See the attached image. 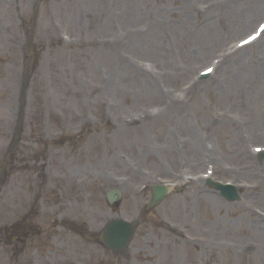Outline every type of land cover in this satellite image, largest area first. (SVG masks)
Here are the masks:
<instances>
[{
	"label": "rangeland",
	"instance_id": "1",
	"mask_svg": "<svg viewBox=\"0 0 264 264\" xmlns=\"http://www.w3.org/2000/svg\"><path fill=\"white\" fill-rule=\"evenodd\" d=\"M77 1L78 0H75L72 4V8H74L73 10L66 8L65 14L59 13L61 14V19H59L56 24H60L61 28L64 29L65 32L67 31V34L72 37L73 42L75 41L76 34L79 36V43L83 44V46L79 48L76 47L78 50H63L61 46L56 45L55 40L58 42V38H55L54 40L53 34H51L53 39L49 45L42 46L40 35L51 30V24L46 23L47 20L45 18V12L39 15L38 23L35 24L37 26V34H35L34 37L33 48L36 46V49H38L34 64L36 71L33 68L28 77L27 88L21 105V132L19 135L20 146L23 148L27 147L28 154L30 155L26 157L24 152H21L22 155L20 152H16L15 156L19 159L18 165L26 163V159L30 158V156L36 155L41 157L43 149H45L46 146H51V149L54 151L57 150L58 147L54 144L56 143V138L73 133L69 131L71 123H63V118L68 119V114H64L63 117L61 112H59V107L63 108V111L68 112L69 107H72L73 102L75 101L83 107L85 106V103H89L92 106H96L94 108V113L95 116L100 119V116L104 112V106L101 104L105 101V99L108 100V98H111L113 99V104L118 108L116 114L118 116L139 111L140 109L143 110L145 108H159L161 111L159 106L160 104L154 102L143 103L138 100L136 89H131L132 91H129L128 93L120 92L118 94L106 92L104 89L107 88V83H109L110 77L116 79L117 81L119 80L118 76L120 73L116 71L119 68V65L124 68V63L117 58L119 54L117 48H121L119 41H121V38L125 35L126 29H119V25L113 23L114 26L112 25L109 29H107V32L104 33L101 25H104L105 22L100 20L103 12L109 14L112 18H115V15L119 14L121 8L117 0H100L102 8L99 10L95 7L99 5L94 6L93 2L90 1L91 9L93 12H97L92 19L86 18L84 14L86 8L85 3L82 2L85 1ZM120 1L126 4V6H131L133 3L137 4V10L132 19L128 22L120 21L121 27L129 26L133 28L138 25L149 27V24L147 23L160 24L163 20L161 23L165 25L166 28H175L179 27L184 22V17L187 16L181 8L179 2L176 0ZM25 2L26 0H23V3ZM223 2L224 0L221 2L220 8H222ZM254 2L258 5V14L252 17L250 21L244 20L235 25L236 27L232 32L229 27H226L222 31L221 39L217 41L215 47H213L214 50L212 52L218 50L217 47L222 46L226 41H228L229 37L230 39H235L237 42L245 37V35H248L255 28L256 24L262 21L264 22V0H254ZM112 3H115V12L105 7V5H111ZM13 4L14 0H0V80H3V82L0 83V95H2L5 90V100L8 97V91H16L19 84L18 77L20 72L25 75L30 64V55L28 50L26 47L22 48V45L19 42V36H22L23 41V38L27 37L25 35L29 33L30 26L32 25L31 23H28L27 16L23 15L18 22L17 26L19 28V33L16 34L18 39L17 41L15 40V37H13V40L10 38V36H14V33L11 29L6 27V22H10L9 15L12 14L13 7L15 6ZM116 5L118 7L117 11ZM230 6L234 8L236 5ZM41 8L42 6L39 9V13L41 12ZM137 12H142V16L139 19L141 21L138 20L135 22ZM225 12L226 11L223 10V14ZM216 15L217 14H213L210 16L211 18L205 26L210 24L211 27L217 24L221 26L224 25L225 16L216 18ZM187 18L190 19L188 20L189 23L194 25L196 29H202L199 25L201 19L198 16L194 17L198 18L197 25L192 16H187ZM97 21H102V23H98ZM20 22L22 26H24V30L22 29ZM15 25L16 24L13 26L15 27ZM93 25L96 26L93 27ZM4 27L7 31H4ZM91 30H93V35L90 33ZM228 32H230V34L227 36ZM189 34L190 36L194 35V37L196 35L199 36V34H195V32H189ZM151 35L154 36L155 34L151 33ZM167 37L164 40L162 39L164 48H167L168 50L163 53L161 60L156 59L155 54L157 51H155V49L151 46L147 47L143 43L144 39L141 36L132 44V46L135 51L137 49L138 51H142L139 52L141 60L151 62H155L154 60H156L161 64L166 63L169 66L174 64L177 69L185 70L186 73L187 67L189 71H194L197 64H204L208 59V57H203V59L201 58L196 61L192 60V64L187 65L184 69H181V65L186 60H184L183 56H181L180 50H182L184 54H188L185 48L190 46L191 42L182 44L174 41L172 37ZM261 41H264V38L261 39ZM194 44H196V42H194ZM174 45H177L178 49H173L175 47ZM69 46L66 45V47ZM85 46H87V48H84ZM178 46H181V49ZM132 51L133 50L130 48V52ZM146 51H149V53H146ZM62 54L64 56V60L61 58ZM144 54H150V56H145ZM46 66H50L49 70L52 72L51 77L53 81L52 87H54L56 94L51 92L50 89L43 83V68ZM111 68L114 69V71L111 70ZM130 69L132 71V67H130ZM249 70L253 69L250 68L248 71ZM248 71L244 74V78L248 76ZM182 76H184V73L179 76V79L175 80L173 85L170 84V92L176 89V93L180 95L183 100V105L181 107L173 106L172 108H167L170 120L165 123V131L161 133V135L158 133H153L151 135L150 129L153 127L152 125L146 124L145 127L144 125L137 127L135 124L134 130L119 135L118 138L122 141L120 144H116V142L114 143L112 139L113 132L103 127L96 129L92 137L90 136L89 139H91L90 148L92 155L94 153L97 154L98 140L102 137L104 139L103 147L106 148V153L101 158L106 160V164L104 166L105 169L113 172L117 176H133L125 168L117 169L110 163L108 165V162H110V156L112 155L116 160H118L116 156L121 151L122 155L130 158L133 162L139 161L141 168L144 170L152 171L162 178L169 177L167 174L170 170L176 172L177 169L175 166H178L186 171L190 170L189 168L192 164L183 154V151L186 150L188 145H186L183 149L177 146V142L172 133L175 127H177V129H181L180 133L182 139H191L192 136L185 133L182 128L186 125L196 127L197 125H194L195 121L197 124L201 123L203 126V130L198 131L195 135V140L199 141L206 138V140H210L211 143L213 142L216 149H219L221 153L230 155L228 150L230 149V145L233 144L231 143V140L234 138L241 121L240 119L242 118L240 112L246 111L247 107L252 103H254L252 108L253 115H256L257 119L260 120L259 123L262 126V129H264V76L262 79L260 74L257 76V82L260 81V83H258V86L256 83L257 87H255V89L257 88L258 91L254 101H244L249 94H244L240 91V94L244 96L243 98H227L225 101H220L218 100L216 94H213L214 97L210 99L209 103L208 100H203L205 97H203V99H198L197 95L192 93V91H188L186 95L182 94L181 87L184 86L181 81ZM106 78H108V81H106ZM116 84V86L125 85V83H121L120 80ZM218 110H223L225 113H229V111H231L233 114L229 113V115L234 118L233 120L236 121V124L233 123L234 126L232 127L228 121H224L219 125L216 119ZM160 122L162 123V121ZM6 123L7 118L0 120V124H2L3 127L0 131V147H5L7 145L6 142H8L6 131H8L9 126L6 125ZM226 133H228V135H226ZM170 138L175 142L174 144L177 154L175 156L169 155V153L163 149H157L158 145L165 146L166 141L170 140ZM261 144L262 143L258 140L253 139L247 146H260ZM244 145L245 143H243V146ZM65 149L66 153L64 161L66 162H64V164L62 163V168H74V170L76 171L77 169L80 174H85L87 170H94L96 175L95 179L98 180L97 178L101 171H99L100 162L96 157L95 164L89 165L85 162L82 163L83 159L80 158V155H82L80 152L69 153L68 149L70 148ZM147 153H159L167 157H172L173 161L169 164L165 163V160L163 162L161 161V167H159V165H157V160L146 155ZM71 155L75 156L71 159L69 158ZM2 160L3 155L0 151V166ZM53 160L55 166H58L59 164L57 160ZM167 164L173 165L172 168H169ZM226 164L236 165L229 162H226ZM20 171L21 170H19L18 174H14L6 184V192L13 194L7 200V204H10L11 202L13 203L15 201V196L20 195L29 185L28 181L30 180V176L29 178L20 179ZM256 174L257 172H255V176ZM262 175H264V169L257 177L258 183L262 185V188L260 187V190H257L258 194L261 193L264 188V182L262 181L264 178ZM135 177L137 182L141 180L139 175ZM216 178H222L220 173H216ZM205 191L207 190L201 188L198 190V194L205 193ZM122 192L125 195L126 201L119 213L129 217L130 215L136 214L137 210H141L140 207H142L145 202V198L147 197L146 195L140 198L135 197L132 192V188L130 187H127V189ZM242 192L241 199L244 195ZM190 198L191 197H188L185 203H180L176 199L171 200V202L167 205L169 210L177 205V203L170 205L173 201L179 203V209L178 207L176 208L178 209L177 214H174V212L164 213V211H161L160 213L170 222L184 225L191 230H197V228L203 224L207 227L211 226L209 242L212 249L207 245H201L203 248L201 251L207 261L206 264H264V224L259 226V230L256 233L248 227L244 229L245 226L249 224L241 221L242 213H245L246 215L249 213L241 206V200H239L240 202H238L236 206L231 208L226 214L225 212L220 213L209 209L207 211L208 216L205 217L201 213L198 215L199 217H196L195 214L198 208H204L205 205H194L192 204V200ZM253 201H256L257 203L260 202L259 199H254ZM76 204L78 207H76ZM262 207L264 209V206ZM82 208V198L78 194L73 193L70 210L67 209L65 211L66 215L81 219L83 214V211H81ZM88 209L89 220L94 219L93 212H95V210L100 213L105 212L101 219L102 221H104L107 217L112 216L108 213L109 210H107V207L103 208L101 203L98 201H90ZM44 210L47 213L50 212V209L48 208H45ZM157 217L158 216H155V213H153L152 215H146V217L142 219L138 228L137 241L134 246V250L136 251H134L131 256L123 258L121 261H131V264H193L194 254L192 249L184 247L178 239L174 238L175 236H169L168 233L163 231V226L160 222L161 220ZM85 221V229L91 230L90 227L92 223L87 221V219ZM248 222L250 223V221ZM241 225H244V227L242 228ZM225 229L226 231H224ZM224 240H228L229 242ZM56 241L64 242V244H59L57 245L58 248H55L58 253L54 254V258L56 256L57 260L60 261V264H67L66 260L68 259L69 254L71 262H74L77 258L76 256L83 250L82 248H69V245L72 243H78L80 240L63 232L59 231L56 234ZM157 243L168 244L159 246ZM216 243H219L220 245H217ZM251 243L258 244L259 247L250 249L249 247L246 248ZM154 244L158 246L157 249H154ZM223 244H225V246ZM175 250L178 252L177 254L174 253ZM42 251L43 253H46L47 249L42 248ZM97 251L98 250L94 247H92L89 251L91 262L94 260L98 261L100 259ZM116 264H121V262Z\"/></svg>",
	"mask_w": 264,
	"mask_h": 264
},
{
	"label": "bare ground",
	"instance_id": "2",
	"mask_svg": "<svg viewBox=\"0 0 264 264\" xmlns=\"http://www.w3.org/2000/svg\"><path fill=\"white\" fill-rule=\"evenodd\" d=\"M212 1V0H211ZM196 2L197 0H184L186 10L187 11H192L196 10ZM85 8H87V4L85 3ZM198 10L199 7H197ZM223 10L226 12L223 14ZM258 11V5L254 0H247L241 4L236 5L234 8L230 6V2L228 0H224L222 8L218 9L217 11L209 10L206 12V14L216 13L221 16H225L224 19V25L220 26V31L217 32L216 34H208L207 36L202 37V41L200 44V51L202 52V55L208 56L209 55V50H213L215 47V44L217 41H219L222 37V31L226 28L229 27V29L234 31L235 25L241 22L242 18L244 19H250L252 16L256 15ZM130 12L127 13V16L124 17V20H128ZM109 20V19H108ZM157 27V26H156ZM159 30V27H157ZM163 33L165 30H161ZM230 34L228 32L227 36ZM171 35L173 39L177 40L178 42L181 43H186L188 41L187 39V28L186 27H179L174 30H172ZM225 36V37H227ZM230 37L228 38V40ZM158 44V42L156 43ZM227 45V44H226ZM225 45V46H226ZM264 49V43L260 45ZM236 52L238 50L236 49ZM213 54V53H212ZM254 51H249L248 53L245 54V52H240V55L236 56V59L231 60V61H226L223 60L220 64V66L217 68V73L219 71H223V75L221 77L217 78V73L213 79V82L205 85L201 89V92H206L209 93V96L206 97V100H208V103L210 102V99L214 96L213 93H216L220 95L221 97L225 98H243L244 96L240 94V91H242L244 94L248 93V97L244 99V101L248 100H255V87H256V79L257 76L260 74L261 79L264 76V55L259 54ZM242 55V56H241ZM257 55V56H256ZM252 68L253 70H249ZM248 71V76L244 78V74ZM260 79V80H261ZM259 82H257L258 85ZM230 84V86H229ZM198 86V84H194L193 87ZM229 86V87H228ZM243 87H249L247 91L244 90ZM227 89V91L224 94H220L219 92H223ZM218 92V93H217ZM143 99H148L149 95H152V100L155 99L157 101H161V97L156 93L155 95L153 90L145 87V92H143ZM167 99V98H166ZM242 111V110H241ZM243 116L246 117L244 121L241 123L240 127L242 128L241 131L237 130V132L234 135V138L231 140L230 149L228 150L230 155H226V161L231 162L235 160L236 166L240 168V166H244L243 170H240L239 172L241 174H235V175H241V177L244 180H248L250 182L255 181V177L252 170H254L253 166H248V161L253 159V155H247L245 152L242 153L239 151L237 152V147L240 144V141H246L250 142L252 139H255L258 134H261V136H264V129H262V126L259 123V119H257L256 116H250L247 115L245 111H242ZM161 119H159L160 121ZM163 123H159V128L154 130V133L158 131H163L164 127H162ZM239 127V128H240ZM202 129V125H198V128L195 130V128L191 126H184L183 131L185 133H188L189 135L192 136L191 139L184 141L183 143H179L180 146H185L186 150L184 151L183 154L189 159L191 162L192 168H199V166L204 162V160L208 161H213L215 159L220 160L221 155L215 151L214 148V143H212L209 140H195L194 137L198 133V131ZM228 135V133H226ZM248 136V137H246ZM168 147L171 149L169 153L172 155V150H173V156L177 155L176 150L172 149L169 145ZM236 150V151H235ZM222 155H224L222 153ZM204 164V163H203ZM210 164V163H209ZM207 164V165H209ZM227 165V164H225ZM250 178V179H249ZM249 198H252V194L249 193L248 196ZM261 200L264 199V195H262ZM203 201H210L208 198H202ZM263 201V200H262ZM259 222L256 220L254 222V225L250 224L247 227L254 230L255 233L259 230L258 226Z\"/></svg>",
	"mask_w": 264,
	"mask_h": 264
}]
</instances>
